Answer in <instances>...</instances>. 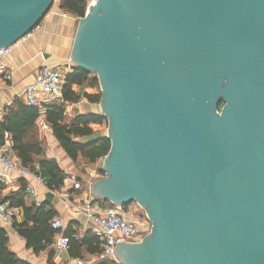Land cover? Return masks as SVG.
I'll use <instances>...</instances> for the list:
<instances>
[{
	"label": "water",
	"instance_id": "obj_1",
	"mask_svg": "<svg viewBox=\"0 0 264 264\" xmlns=\"http://www.w3.org/2000/svg\"><path fill=\"white\" fill-rule=\"evenodd\" d=\"M54 1L0 0V48ZM70 61L108 120L92 197L153 225L119 263L264 264V0H95Z\"/></svg>",
	"mask_w": 264,
	"mask_h": 264
},
{
	"label": "trees",
	"instance_id": "obj_2",
	"mask_svg": "<svg viewBox=\"0 0 264 264\" xmlns=\"http://www.w3.org/2000/svg\"><path fill=\"white\" fill-rule=\"evenodd\" d=\"M89 1L61 0L60 8L70 16L83 18L86 15ZM74 86L80 87L81 92L76 93L73 90ZM85 88H91L99 93L87 94L83 92ZM82 96L91 103L99 104L102 99L100 84L96 74L74 67L73 71L66 75L63 88L64 102L53 101L43 104L42 107L45 108L46 122L53 136L67 155L75 162L82 158L88 164H96L109 154L111 141L102 134V131L94 127L107 126L108 120L105 116L98 114L77 115L73 119H68L65 115V103H77ZM41 110L40 107L27 105L22 99H15L5 109L0 122V143L4 145L5 138L9 137L12 142L11 151L21 164L42 178L50 191H60L69 176L56 160L44 158L43 142L35 138L36 125L42 115ZM100 174L105 176L102 170ZM27 196L24 185L18 192L0 200L7 201L12 207L24 211L25 221L21 224L14 222L13 227L26 241L28 249H33L36 254H40L54 243L58 231L52 228L51 222L57 213L54 207L47 203L28 205ZM94 201L112 205L104 200L94 199ZM73 224L75 223L70 224L65 231V236L69 238L71 257L82 258L84 254H99L101 252L99 239L92 231L85 232L81 238L77 239ZM8 242L5 228L0 229V264H29L10 251ZM53 257L54 251L50 254V261ZM95 264L107 263L96 262Z\"/></svg>",
	"mask_w": 264,
	"mask_h": 264
},
{
	"label": "crops",
	"instance_id": "obj_3",
	"mask_svg": "<svg viewBox=\"0 0 264 264\" xmlns=\"http://www.w3.org/2000/svg\"><path fill=\"white\" fill-rule=\"evenodd\" d=\"M78 20L79 18L70 16L63 11L60 8V2L54 3L42 20V30L32 33L26 40L20 41L14 46L13 53L8 58L9 67L13 72L12 82L5 83L0 81V122L4 116L5 109L10 106L15 99H22L26 90L35 84L36 76L42 67L49 66L51 68L64 69L70 62L71 49L77 30ZM73 90L76 93H80L82 89L78 86H74ZM83 92L87 94L99 93L91 88H85ZM37 95L43 100V104L53 102L41 91H38ZM81 98L84 97L82 96ZM80 100L77 103H65V115L68 119H73L77 115L85 114L103 115L100 103H91L86 98V101L83 103H81ZM41 108L42 115L36 125L35 138L43 142L44 158L56 160L69 177L65 180L64 187L60 191H50L45 183H41L33 177H22L16 173H11L10 180L0 187V199L7 198L12 193L18 192L25 185L28 194L26 197L28 205L32 203H47L48 205H52L57 213L55 218L61 219L64 224L63 236H65V231L68 226L75 223L73 224V230L76 232L75 237H82L85 232L91 231L92 225L86 222L83 217L68 210L65 197L68 196L71 199L76 196L92 197L89 186L94 179L102 176L100 174L101 160L96 164H88L82 158L76 162L73 161L60 147L51 129L45 131L41 126V121L46 122L45 108ZM105 126L106 125L101 127L95 126L94 128L102 131L103 134L106 128ZM103 135L107 137L108 133ZM4 144H8L11 149L12 142L9 137L5 138ZM11 153L13 154L12 151ZM71 177H76L82 182L83 186L85 185L84 191H75L72 189L71 185L67 183V180ZM29 187L35 190V194L28 192ZM48 193H53L54 195L51 202H48L46 199ZM92 199L94 198L92 197ZM17 209L19 214L14 222L21 224L25 221L24 211L20 208ZM13 224L5 227L9 240L8 248L19 259L29 264H74L75 261L87 260L95 256L84 254L82 258H73L69 253V248L59 253L56 247V242L60 237L59 232L54 238L53 245L48 250L36 254L33 249H28L26 241L19 236ZM52 251H54V257L50 261V254Z\"/></svg>",
	"mask_w": 264,
	"mask_h": 264
},
{
	"label": "built area",
	"instance_id": "obj_4",
	"mask_svg": "<svg viewBox=\"0 0 264 264\" xmlns=\"http://www.w3.org/2000/svg\"><path fill=\"white\" fill-rule=\"evenodd\" d=\"M95 0H90L89 7ZM43 23H38L33 30L21 41L26 40L34 32L42 30ZM20 42V41H19ZM14 46L0 48V81L11 83L13 72L9 67L8 58L14 50ZM74 64L70 61L65 68L42 67L33 86H30L23 94L22 99L29 106L42 107L43 100L38 97L37 92L41 91L52 101L64 102L63 88L66 75L74 69ZM81 103L85 98H81ZM42 114V113H41ZM41 126L45 131L50 130L47 122L41 121ZM16 173L22 177H33L44 183L43 179L36 176L29 168L24 167L21 162L11 153L8 144L0 145V187L10 180V174ZM73 190L84 191V186L76 177L67 180ZM28 192L35 194L33 188H28ZM68 210L83 217L90 223L91 231L100 241L101 252L87 260H78L74 264H90L105 262L107 264H120L115 256V250L119 243H140L151 233L152 222L146 212L137 204L104 205L95 202L90 196H76L74 198L65 197ZM18 209L10 205L9 202L0 200V229L11 226L18 217ZM52 228L59 232V239L56 247L59 253L68 250L69 238L63 236L64 224L59 218H54L51 222ZM81 238L80 236L76 237Z\"/></svg>",
	"mask_w": 264,
	"mask_h": 264
},
{
	"label": "rangeland",
	"instance_id": "obj_5",
	"mask_svg": "<svg viewBox=\"0 0 264 264\" xmlns=\"http://www.w3.org/2000/svg\"><path fill=\"white\" fill-rule=\"evenodd\" d=\"M61 0H55L54 1V3H57V2H60ZM106 128L104 129V131H103V134H107L108 133V125L107 126H105ZM100 168H101V170H102V165L100 164ZM100 177H102V176H99V178ZM98 179V178H97ZM97 179H94L92 182H94V181H96ZM91 182V183H92Z\"/></svg>",
	"mask_w": 264,
	"mask_h": 264
}]
</instances>
